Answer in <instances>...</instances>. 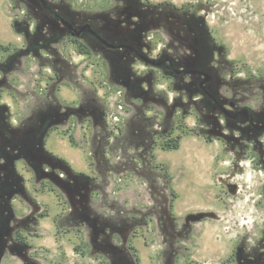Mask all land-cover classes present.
Here are the masks:
<instances>
[{
    "label": "flooded vegetation",
    "instance_id": "flooded-vegetation-1",
    "mask_svg": "<svg viewBox=\"0 0 264 264\" xmlns=\"http://www.w3.org/2000/svg\"><path fill=\"white\" fill-rule=\"evenodd\" d=\"M66 1L13 0L18 11L24 8L14 23L24 44L11 54L7 64L0 66L2 74L15 71L20 59L30 57L43 65L51 64L55 76L41 93L26 94L30 107L23 117L2 102L4 91L13 97L15 94L6 78L0 81V251L21 254L32 250L24 234H32L45 216L44 204L37 202L28 188L32 180L35 192L43 195L51 185L63 197L70 209L61 219L68 225L82 226L89 234L92 254L109 258L110 264H139L132 242L138 230H148L147 219L151 217L161 244L162 264H176L178 258L190 253L198 223L213 215L196 211L178 218L174 212L177 196L173 190L163 188L155 189L159 198L153 197L146 212L115 207L107 190L113 183L107 173L114 168L105 158L113 146L101 100L95 91H84L78 109L61 103L56 96L61 83L78 82L76 78L83 75L73 60L64 57L63 50L70 43L81 51L78 55L85 63L101 58L108 66L109 78L125 88L128 99L139 101L123 138L128 166L138 158L145 162V156L152 157L157 138L168 125L173 129L170 122L177 112L183 119L194 112L201 123L199 136L218 138L238 161L246 162L252 157L253 166L264 170V85L236 77L206 17L192 9L153 0H105L99 10L86 12L72 0ZM138 64L146 68L140 71ZM158 73L171 80L178 92L171 106L155 91ZM156 107L165 110L162 133L155 118L147 117V112ZM73 118L91 123L93 140L96 134L101 136L95 153V170L101 181L88 173L68 172L64 159L45 151L51 131L69 126ZM20 164L22 168L18 169ZM239 169L235 166L233 171ZM224 185L229 194L241 191L239 185ZM97 190L106 199L102 204L113 205L108 217L96 212L100 206L93 203L91 194ZM262 192L264 199V183ZM16 199L27 204L28 214L17 215L13 206ZM260 205L264 207V201ZM233 225L239 227L238 221ZM248 228L250 231L238 239L228 264H264V220L259 232Z\"/></svg>",
    "mask_w": 264,
    "mask_h": 264
},
{
    "label": "rangeland",
    "instance_id": "rangeland-1",
    "mask_svg": "<svg viewBox=\"0 0 264 264\" xmlns=\"http://www.w3.org/2000/svg\"><path fill=\"white\" fill-rule=\"evenodd\" d=\"M104 1L72 0L75 6L86 12L99 10ZM153 2H168L205 16L215 41L225 50L226 61L235 69L236 77L252 79L258 85H264V0ZM23 10L24 8L19 11ZM19 11L13 0H0V45L3 46L0 49V63L4 65L11 54L24 44L23 36L14 29ZM63 51L64 57L73 60L77 70L83 75L76 78L78 82L69 80L61 83L57 87V98L63 104L75 105L80 109V96L84 91L92 90L101 100V106L106 113L107 131L111 135L110 144L113 150L109 149L110 152L105 153V158L114 168L107 173L113 181L107 190L114 199L115 207L122 211L132 208L146 212L153 197L159 198L155 189L173 190L177 196L174 212L178 218L196 211L213 215L212 218L198 223V231L192 235V243L189 245L190 253L178 258L176 264H186V261L194 264H228V258L238 239L250 231L248 227L259 232L263 224L264 207L260 203L264 201V170L253 166L252 157L246 162L238 161L235 154L227 150L218 138L199 136L201 123L194 112L185 119L181 118V112H177L175 119L170 122L173 129L168 125L164 132L163 107L152 108L147 112V117L155 118L159 132H164L157 138L154 149L157 156L153 152L151 158L150 155L145 156V162L138 158L128 166L123 138L128 123L136 112L135 107L140 105L139 101L128 99L125 88L109 78L108 66L101 58L85 63L82 56L78 55L81 51L70 43ZM20 60L21 63L16 64L15 71L10 69L2 74L0 70V81L6 78L15 94L13 97L9 91H4L2 102L9 105L12 113L23 117L30 107L26 94L45 90L47 84L52 83L51 77L55 76V72L51 64L43 65L34 58ZM136 67L140 71L146 68L143 64ZM2 87L0 85V89ZM155 91L170 103L169 106L178 93L172 81L163 78L159 73L158 80L155 81ZM178 136L182 137L180 148L164 152L163 147ZM186 137L193 140H185L182 144ZM100 139L101 136L96 134L93 140L89 121L81 122L73 118L69 126H61L51 131L45 151L57 153L58 157L65 160L70 172L88 173L101 181L99 172L95 170V153ZM167 152L169 153L166 155ZM155 165H160L161 168ZM235 166L240 169L233 171ZM21 168L22 165H18V169ZM30 177L26 175V178ZM224 181L230 185H239L241 191L235 195L229 194ZM29 182L28 188L37 197L36 201L44 204L45 216L32 234H24L27 242L33 246L32 250H24L19 254L1 249L0 264H25V261L29 264H110L109 258L91 253L89 234L81 229L82 226L68 225L61 219L70 209L63 197L51 185L41 195V192L34 191L31 185L33 181ZM54 186L57 188L55 184ZM91 198L94 204L100 206L96 209L97 214L105 217L112 214L113 205L108 202L102 204L106 199L100 190L91 194ZM13 206L18 216H24L30 211L21 199H16ZM147 220L150 221L148 230H138L132 242L133 250L139 264H162L160 241L153 231L152 218ZM234 221H238L239 227L233 225Z\"/></svg>",
    "mask_w": 264,
    "mask_h": 264
},
{
    "label": "trees",
    "instance_id": "trees-1",
    "mask_svg": "<svg viewBox=\"0 0 264 264\" xmlns=\"http://www.w3.org/2000/svg\"><path fill=\"white\" fill-rule=\"evenodd\" d=\"M0 49H3V46L0 45ZM2 64L0 63V66ZM182 137L178 136L175 140H171L170 144H167L163 147V150L165 151H175L178 150L180 148V141H181ZM156 167H160V165L156 166ZM175 193V192H174ZM176 194V193H175Z\"/></svg>",
    "mask_w": 264,
    "mask_h": 264
},
{
    "label": "crops",
    "instance_id": "crops-1",
    "mask_svg": "<svg viewBox=\"0 0 264 264\" xmlns=\"http://www.w3.org/2000/svg\"><path fill=\"white\" fill-rule=\"evenodd\" d=\"M185 140H193V139H192L191 137H186V138H184V139L182 140V144L184 143ZM164 152H165V151H164ZM154 153H155V155L157 156L156 151H154ZM168 153H169V152H167V153H165V154L167 155ZM53 154H55V155L58 156V154L55 153V152H53Z\"/></svg>",
    "mask_w": 264,
    "mask_h": 264
},
{
    "label": "water",
    "instance_id": "water-1",
    "mask_svg": "<svg viewBox=\"0 0 264 264\" xmlns=\"http://www.w3.org/2000/svg\"><path fill=\"white\" fill-rule=\"evenodd\" d=\"M69 168V167H68ZM70 171V168L68 169V172ZM57 187H58V184L57 182H53Z\"/></svg>",
    "mask_w": 264,
    "mask_h": 264
},
{
    "label": "built area",
    "instance_id": "built-area-1",
    "mask_svg": "<svg viewBox=\"0 0 264 264\" xmlns=\"http://www.w3.org/2000/svg\"><path fill=\"white\" fill-rule=\"evenodd\" d=\"M115 120H118L117 117H115Z\"/></svg>",
    "mask_w": 264,
    "mask_h": 264
}]
</instances>
